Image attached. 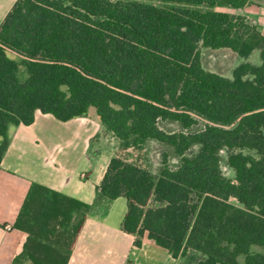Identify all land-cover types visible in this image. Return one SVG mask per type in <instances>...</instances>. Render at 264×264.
<instances>
[{
  "label": "trees",
  "instance_id": "trees-1",
  "mask_svg": "<svg viewBox=\"0 0 264 264\" xmlns=\"http://www.w3.org/2000/svg\"><path fill=\"white\" fill-rule=\"evenodd\" d=\"M249 3L17 0L0 25V169L12 128L31 125L36 111L63 122L95 116L123 149L154 140L180 158L157 175L117 156L108 164L99 189L127 200L122 229L137 246L146 233L187 264H264L251 250L264 249V34L217 10ZM200 47L242 58L258 50L261 64L242 63L230 79L202 67ZM160 121L203 127L170 133ZM224 150L234 179L222 172ZM89 210L33 184L14 224L27 239L12 264H69Z\"/></svg>",
  "mask_w": 264,
  "mask_h": 264
},
{
  "label": "crops",
  "instance_id": "crops-1",
  "mask_svg": "<svg viewBox=\"0 0 264 264\" xmlns=\"http://www.w3.org/2000/svg\"><path fill=\"white\" fill-rule=\"evenodd\" d=\"M16 1L0 0V25ZM232 14L246 17L264 34V0H251ZM110 136L95 116L63 122L41 111L31 125L12 128L0 169V264H12L23 250L27 235L14 224L33 184L90 206L69 264H187L155 245L146 233L137 246V236L123 231L127 200H111L99 189L115 157L107 144Z\"/></svg>",
  "mask_w": 264,
  "mask_h": 264
},
{
  "label": "rangeland",
  "instance_id": "rangeland-1",
  "mask_svg": "<svg viewBox=\"0 0 264 264\" xmlns=\"http://www.w3.org/2000/svg\"><path fill=\"white\" fill-rule=\"evenodd\" d=\"M111 1H119V0H111ZM123 1H146V0H123ZM157 6H165L166 4L154 1L151 2ZM219 11L234 13L235 9L228 7H220L217 8ZM9 56L13 59L19 60L15 55L9 54ZM200 62L202 67L209 72H214L220 74L224 77H228L232 79L233 70L240 64L249 62L254 65L261 64L260 52L258 50L254 51L251 56L248 58H242L237 54L233 53L229 49H221V50H213L200 47ZM20 78L21 80H25L27 78V73L25 67H21L20 69ZM159 126L162 130L170 133H178L181 131L186 132H196L203 127L202 123L192 127L189 130H184L180 124L176 122L170 121H160ZM109 137V141L107 142L108 146L113 149V153L115 156L120 157L130 163H135L142 168H145L151 171L154 174H159L165 161L171 169H175L180 164V158L175 153L174 149L171 146L166 144H162L157 141H148L143 148H131V149H123L120 145L118 139L111 140ZM198 150V147H194L191 152L194 153ZM221 157V169L223 174L229 178L234 179L235 172L232 168H230L228 164V152L226 150L222 151L220 154ZM232 203L237 204L236 200L232 199ZM252 252H264V249L260 247H253ZM243 258H241V262Z\"/></svg>",
  "mask_w": 264,
  "mask_h": 264
},
{
  "label": "built area",
  "instance_id": "built-area-1",
  "mask_svg": "<svg viewBox=\"0 0 264 264\" xmlns=\"http://www.w3.org/2000/svg\"><path fill=\"white\" fill-rule=\"evenodd\" d=\"M5 229L10 231L12 229V227L11 226H6Z\"/></svg>",
  "mask_w": 264,
  "mask_h": 264
}]
</instances>
